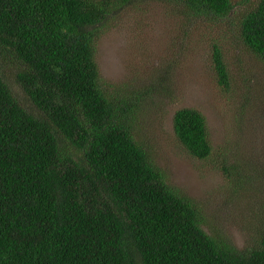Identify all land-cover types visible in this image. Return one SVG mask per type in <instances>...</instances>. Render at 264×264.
<instances>
[{
    "label": "trees",
    "instance_id": "obj_1",
    "mask_svg": "<svg viewBox=\"0 0 264 264\" xmlns=\"http://www.w3.org/2000/svg\"><path fill=\"white\" fill-rule=\"evenodd\" d=\"M154 1L187 34L193 22L212 25L236 7L233 0ZM130 2L0 0V66L8 57L20 68L12 78L0 70V264H264V207L250 248L208 235L199 209L165 183L135 139L137 105L120 104L101 83L100 30ZM242 3L239 39L264 63V0ZM211 62L226 88L217 46ZM172 127L189 156L210 157L199 111L178 109ZM242 169L231 165L245 190Z\"/></svg>",
    "mask_w": 264,
    "mask_h": 264
},
{
    "label": "rangeland",
    "instance_id": "obj_2",
    "mask_svg": "<svg viewBox=\"0 0 264 264\" xmlns=\"http://www.w3.org/2000/svg\"><path fill=\"white\" fill-rule=\"evenodd\" d=\"M233 2L229 18L193 22L194 33L187 34L164 5L132 0L101 28L96 60L106 92L120 104L137 105L135 139L165 183L199 209L208 235L245 250L253 245L254 218L264 207V63L241 43L239 22L247 6ZM214 46L224 57L226 88L212 69ZM7 60L0 70L12 78L20 68ZM8 84L23 102L18 85L12 79ZM181 108L204 116L213 149L208 159L192 158L175 140L172 117ZM236 162L242 181L249 182L245 190L231 171Z\"/></svg>",
    "mask_w": 264,
    "mask_h": 264
}]
</instances>
